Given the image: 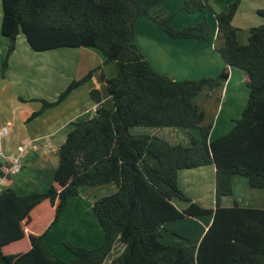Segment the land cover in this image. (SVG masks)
I'll use <instances>...</instances> for the list:
<instances>
[{
    "label": "trees",
    "instance_id": "16d2710c",
    "mask_svg": "<svg viewBox=\"0 0 264 264\" xmlns=\"http://www.w3.org/2000/svg\"><path fill=\"white\" fill-rule=\"evenodd\" d=\"M161 0H1V33L8 38L2 61L22 32L35 51L60 47H90L113 61L116 73L101 76L112 101L107 108L100 96L94 115L75 121L58 151L53 181L45 192L18 194L0 191V264H102L115 245L122 250L108 264H264V208L222 207V197L232 195L231 177L240 175L248 185L264 189V23L249 29L246 43L238 41L231 24L241 0L225 11H214L212 0H182L187 13H212L224 44L217 51L228 66L244 72L246 105L232 129L209 138L211 123L202 125L204 111L193 102L203 89L220 85L228 77L223 67L214 77L174 80L156 72L134 43V23L149 16ZM257 12L264 16V9ZM173 38L209 39L206 18L175 29L169 17L153 18ZM96 69L71 80L53 106L88 80ZM41 109V110H42ZM35 111L31 116L39 114ZM132 126L199 129L189 145L171 144L150 134H132ZM213 164L214 208L190 201L179 188V170ZM5 173L0 170V177ZM113 182L116 190L98 197L92 210L103 231V241L83 247L67 240L71 260L56 256L44 237L58 221L67 199L82 186ZM190 202L182 210L172 198ZM211 215L198 243L169 245L160 238L164 224L186 217Z\"/></svg>",
    "mask_w": 264,
    "mask_h": 264
},
{
    "label": "crops",
    "instance_id": "0c3cea01",
    "mask_svg": "<svg viewBox=\"0 0 264 264\" xmlns=\"http://www.w3.org/2000/svg\"><path fill=\"white\" fill-rule=\"evenodd\" d=\"M232 1L212 0L210 6L216 12L225 11ZM181 5L182 0H161L150 8L149 16H139L134 23V43L156 72L174 80L214 77L223 67H228V77L224 82L212 90L203 88L193 98V102L204 111L202 125L211 123L209 138L214 139L232 129L234 121L240 118L246 105L248 89L244 72L228 66L218 53L224 39L217 30L213 15L209 17L204 16L203 12L187 13L181 10ZM258 9H264V0L240 1L231 20V24L238 28L240 43L247 42ZM2 15L0 0V132L2 128L6 130L2 135L3 152L5 155L15 154L18 145H25V152L22 154L20 171L13 175L5 173L6 161L0 159V170L5 173V176L0 177V191L11 187L21 195L45 192L53 181L58 165V151L72 123L94 115L97 102L91 91H97L94 95L100 96L104 106L112 107L101 73L106 78L114 76L116 65L113 61L104 62L101 52L90 47L35 51L20 32L3 71L2 61L8 38L1 33ZM163 17H169L175 29L194 25L206 18L211 28L209 39L200 42L194 38L170 37L153 20ZM260 18L255 24L264 23V16ZM92 69L96 70L88 80L71 90L59 103L42 109L43 101H55L71 80L81 78ZM39 110V114L31 116ZM129 131L132 134L157 135L171 144L183 145H189L191 137L200 136L196 127L132 126ZM177 183L190 201L204 208H214L213 164L179 170ZM231 183L232 195L222 197V207L236 203L240 207L264 208V189L250 187L247 179L240 175H233ZM96 188L112 193L117 187L110 182ZM95 189L93 186H82L78 194L67 199L58 221L44 237V243L54 254L57 253L55 247L62 250L57 243H62L66 236L72 239V243L88 248L103 241V231L98 229L90 214L98 195L105 192L93 193ZM171 202L179 210L185 209L190 203L175 197ZM200 217L202 222L191 226L190 235L187 231V224L192 222L190 218L166 222L160 240L169 245H183L164 241V234H170L187 243H198L212 220L211 215ZM67 219L72 220V225ZM172 228L175 232H172ZM117 247L120 251L121 246ZM60 253L64 260L73 258L69 251L62 250ZM114 256H108L102 264H108Z\"/></svg>",
    "mask_w": 264,
    "mask_h": 264
},
{
    "label": "rangeland",
    "instance_id": "374dc122",
    "mask_svg": "<svg viewBox=\"0 0 264 264\" xmlns=\"http://www.w3.org/2000/svg\"><path fill=\"white\" fill-rule=\"evenodd\" d=\"M204 14V16H211L212 14L209 12V11H205V12H203ZM260 17H263L262 15H260L259 13H257L256 14V21L255 22H257L258 21V19H261ZM208 21V20H207ZM255 22H253V23H251V24H253V25H251V27H253V26H256L257 25V23L255 24ZM209 23V22H208ZM259 25V24H258ZM250 27V28H251ZM193 79H195V78H193ZM243 85H244V83H242ZM248 96V95H247ZM106 107V106H105ZM108 108V107H107ZM3 130V128L1 129V131ZM113 183V182H112ZM96 187H98V185L97 186H93V189H95ZM105 192V193H103L102 195H98V197H101V196H103V195H106V194H109L111 191H108V190H102L101 188H96L95 189V191H93V193H96V192ZM64 210V209H63ZM63 212V211H62ZM62 214V213H61ZM90 215H92L93 217H94V220L96 221V225H97V227H98V229L100 230L101 228H99L100 226H99V223H98V221H97V218H96V216H95V214H94V212H93V210L91 209V214ZM87 218V217H86ZM186 218H190L191 220H189V221H192V222H189V224H187V231L189 232V235H190V233L192 232L191 231V226L192 225H199L201 222H202V220H201V218L202 217H200V216H198V217H186ZM67 222H69V224L70 225H72V220L71 219H67L66 220ZM197 223H199V224H197ZM172 232H175V229L174 228H172ZM73 233H76V232H78V231H72ZM69 233H71V232H69ZM66 239H64L63 241H65V240H67V241H69V242H73L72 241V239L69 237H65ZM164 239V241H166V242H172L173 244H184V243H186L187 244V242L186 241H184V240H182L181 238H178V237H174V236H171L170 234H164V237H163ZM188 242H190V241H188ZM58 245H59V247L64 251H69L66 247H65V245L63 244V242L62 243H57ZM74 244V243H73ZM118 245H115L114 246V248L112 249V251H111V253H110V255H117L119 252H121V250H122V248H121V250L120 251H118V249H119V247H117ZM55 252H57V253H55L56 254V256H58V257H60V258H62L61 257V254L62 253H60L62 250H59L57 247H55ZM60 253V254H59ZM69 253H71L70 251H69ZM63 259V258H62Z\"/></svg>",
    "mask_w": 264,
    "mask_h": 264
},
{
    "label": "built area",
    "instance_id": "2783aa9c",
    "mask_svg": "<svg viewBox=\"0 0 264 264\" xmlns=\"http://www.w3.org/2000/svg\"><path fill=\"white\" fill-rule=\"evenodd\" d=\"M97 106V105H96ZM96 106L94 107V112L96 110ZM5 129L0 132V159H4L6 161L5 173L7 175H13L20 171L22 167V154L25 152V145H18L16 147V153L12 155H5L3 152V140L2 135L5 133Z\"/></svg>",
    "mask_w": 264,
    "mask_h": 264
}]
</instances>
